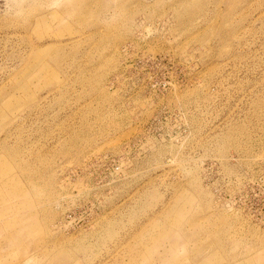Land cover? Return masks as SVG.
<instances>
[{
	"label": "rangeland",
	"instance_id": "obj_1",
	"mask_svg": "<svg viewBox=\"0 0 264 264\" xmlns=\"http://www.w3.org/2000/svg\"><path fill=\"white\" fill-rule=\"evenodd\" d=\"M0 264H264V0H0Z\"/></svg>",
	"mask_w": 264,
	"mask_h": 264
}]
</instances>
